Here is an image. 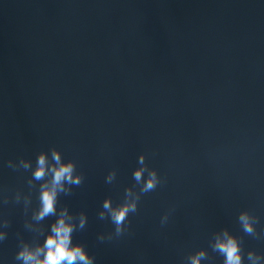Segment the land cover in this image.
Segmentation results:
<instances>
[{
  "label": "water",
  "instance_id": "obj_1",
  "mask_svg": "<svg viewBox=\"0 0 264 264\" xmlns=\"http://www.w3.org/2000/svg\"><path fill=\"white\" fill-rule=\"evenodd\" d=\"M53 147L81 174L57 206L86 214L73 239L95 264H191L201 247L220 264L223 229L244 264L264 255V3L0 0V264H21L18 246L54 219L32 215V167ZM141 153L159 178L147 191ZM105 197L136 199L120 234Z\"/></svg>",
  "mask_w": 264,
  "mask_h": 264
},
{
  "label": "clouds",
  "instance_id": "obj_2",
  "mask_svg": "<svg viewBox=\"0 0 264 264\" xmlns=\"http://www.w3.org/2000/svg\"><path fill=\"white\" fill-rule=\"evenodd\" d=\"M264 3V0H261ZM141 166L134 170L137 181H143L145 191L150 190L159 182L155 169L146 168L143 164L144 156L140 154ZM25 168L32 167L31 162L22 161ZM147 172V176L144 173ZM114 171H109L107 179L112 180ZM32 177L40 180L39 204L33 209L32 215L36 220H43L47 216H54L48 230L44 232L43 239L35 243L24 241L16 249L15 258L21 264H95V257L88 251L85 245L73 239V233L78 228H84L87 222L86 214L81 211L78 215L69 210L67 205L58 207V196L61 192L71 191V185L81 182V174L76 171V163L71 158L63 159L60 150L51 149V155L41 150L37 153L35 166L32 167ZM43 178V179H42ZM103 208L108 210L115 231L120 234L125 229V222L130 212L136 211V199L129 198L119 205L114 206L111 199L105 197ZM99 215L103 218L105 212ZM239 221L243 230L249 234L256 232L255 221L247 208L239 212ZM5 232L0 229V240H3ZM99 240L105 237L98 234ZM212 249L223 258L220 264H244V251L241 240L234 233L223 229L215 234L211 242ZM249 264H264V255L256 250H247ZM207 259V250L203 247L190 254L191 264H201V260Z\"/></svg>",
  "mask_w": 264,
  "mask_h": 264
}]
</instances>
